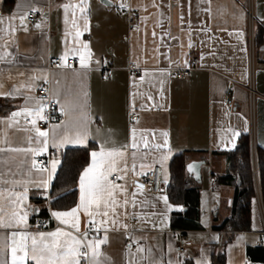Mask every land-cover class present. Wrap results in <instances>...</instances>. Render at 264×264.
<instances>
[{"label":"crops","instance_id":"1","mask_svg":"<svg viewBox=\"0 0 264 264\" xmlns=\"http://www.w3.org/2000/svg\"><path fill=\"white\" fill-rule=\"evenodd\" d=\"M107 1L110 5L101 0H0V148L5 149L0 151V210L10 213L15 201L10 193L27 188V199L18 207L28 211V223L20 231H71L51 213L79 204L83 169L69 191L75 192L74 204L53 207L58 196H52L51 185L62 155L66 150H88L85 168L92 162L91 152H99L103 145L106 150H123L125 155L116 158L117 171L109 177L111 181L122 177L114 184L120 186L116 192L119 206L114 213L109 209L104 218L109 223L93 235L108 238L101 246L102 264H215L221 257L224 264H251L245 260L246 246L255 244L263 231L255 185L251 230L233 232L218 227L233 214L235 189L216 180L226 173L225 154L237 147L243 135H248L252 161L250 77L256 93L255 157L256 147L264 151V0ZM248 4L253 14L251 62ZM122 5L135 18L133 28L126 16L116 12ZM30 13L37 14L32 23L26 19ZM55 58L64 64L73 59L76 64L48 71V63ZM192 58L197 65L187 77L169 75L170 69L190 67ZM105 61L109 69L104 72ZM131 66L137 67L138 75L130 72ZM46 84L63 119L49 130L39 129L47 132L48 145L37 153L42 147L37 141L45 137L39 136L32 120L39 119L36 110L45 108L37 92ZM228 89L231 105L226 103ZM13 112L20 115L12 118ZM29 118L31 122L26 123ZM83 133L87 134L83 145L53 146V139L59 143ZM46 152L50 153L48 164L38 165ZM181 154L186 166L204 163L199 182L187 177V185L198 191L199 230L179 231L172 224L173 215L184 210L182 202L168 192L170 164ZM165 155L168 159L161 166ZM53 159L59 164L45 191L40 181L48 178ZM131 166L139 176L159 166L160 192L132 188L127 182ZM43 209L45 217H38ZM79 217L82 233L88 218L82 211ZM40 218L46 220L43 228L36 225ZM101 218L96 217L98 226ZM16 230L0 228V240ZM183 241L189 245L180 254L176 246Z\"/></svg>","mask_w":264,"mask_h":264},{"label":"snow or ice","instance_id":"2","mask_svg":"<svg viewBox=\"0 0 264 264\" xmlns=\"http://www.w3.org/2000/svg\"><path fill=\"white\" fill-rule=\"evenodd\" d=\"M81 10L83 11L82 7ZM21 19L23 22V18ZM81 64H84L83 57L81 58ZM40 111H42V108L36 110V116L42 119ZM19 115V112H13L11 117L15 118ZM35 123L36 120L33 119L32 124L35 125ZM36 131L39 136L45 137V139L37 141V143L42 144V147L35 151L43 153L48 145V134L39 129H36ZM53 135L55 136V133ZM164 135L166 136L167 133ZM235 135H238V133ZM86 139V133L78 134L75 138L65 137L59 143L53 139V146L59 148L68 143L83 145ZM164 143L167 145L168 141L165 140ZM132 147H136L135 143H133ZM4 150L0 148V151ZM8 151L31 152L33 149L10 148ZM124 155L125 152L123 150L115 148L106 150L103 145L99 152H91V164L83 168L79 175V204L74 208H70V210L53 211L51 213L60 224L65 225L71 231H65L60 228L50 232L38 231L35 234L20 231L22 227L27 226L29 213L18 206H21L27 199L28 189L25 188L23 192H11L10 196H14L15 201L12 202L10 213L5 215L0 210V228L17 230L6 233L3 239L0 240V264H28V261H32L34 264H102L100 259L103 255L101 246L107 243L108 238L106 235L103 238L97 235L89 239V235L93 231L99 233L101 228L109 223L107 219H104L109 216V209L114 213L116 207L119 206L116 192L120 190V186L114 185L109 180V177L117 171L116 158L124 157ZM133 155L135 154L133 153ZM167 159L166 155L162 156L161 166H163V161ZM58 164L59 161L53 159L48 178L40 181V186L45 191L51 183V178L54 176ZM41 171H47V169H42ZM120 178L122 177L117 176V179ZM165 201H167L166 197ZM81 211L88 218L87 226L82 233L80 231L79 217ZM97 216L102 217L99 221V226L97 225ZM111 222L114 224L115 220L113 219ZM107 230V228H104L105 232Z\"/></svg>","mask_w":264,"mask_h":264},{"label":"trees","instance_id":"3","mask_svg":"<svg viewBox=\"0 0 264 264\" xmlns=\"http://www.w3.org/2000/svg\"><path fill=\"white\" fill-rule=\"evenodd\" d=\"M227 170L225 175L217 178V183L232 186L235 189V204L233 214L218 228L228 231H250L252 204L255 202L253 170L248 135H243L237 147L225 154ZM88 150H66L61 159L56 178L51 185L52 196H58L51 203L53 207L69 208L74 204L75 192L72 190L80 171L87 163ZM256 164L260 192L264 204V151L256 147ZM170 183L168 192L173 199L182 202L184 210L173 215L172 224L179 231L199 230L198 191L187 185L188 172L186 171L183 154L175 157L171 164ZM46 210H40L38 217H45ZM261 238V237H260ZM246 255L251 264H264V247L247 245ZM192 264V262H186ZM215 264H224V258L216 259Z\"/></svg>","mask_w":264,"mask_h":264},{"label":"built area","instance_id":"4","mask_svg":"<svg viewBox=\"0 0 264 264\" xmlns=\"http://www.w3.org/2000/svg\"><path fill=\"white\" fill-rule=\"evenodd\" d=\"M116 12L119 13L122 16H126L128 18V22L131 28L134 27L135 23V18L132 16V13L130 9L127 7H118L116 8ZM247 14H248V36H247V45H248V51H249V57H250V62L252 61V56H253V48H254V34H253V14H252V9L250 5L248 4L247 6ZM37 17L36 13H30L27 15L26 19L28 22L32 23ZM76 64L75 60L70 59L67 60L66 64L62 62L60 58H55L52 61L48 63L47 70L52 71L61 67H64V65L74 67ZM197 65V59L192 58L190 61V67L186 69H170L169 70V75L173 77L174 79H183L187 77L190 73L191 70L195 69ZM109 69L108 66V61L104 62V67L103 70L104 72ZM130 72L133 75H138V69L136 66H131L129 68ZM107 75L106 73L103 74V78H106ZM247 92H248V98H249V121H250V139H251V152H252V168H253V174H254V185L256 188V194H257V201H258V206L259 210L262 216L263 220V231L261 233V238L256 240V245L260 247H264V215H263V205L260 197V191H259V181H258V174H257V164H256V157H255V152H254V141H253V127H254V109H253V102L256 96L255 90H254V85L252 82V77H250V81L247 87ZM225 96H226V103L228 105L232 104V99H231V91L228 89L225 91ZM37 98L45 104V108L42 111L40 117H43L42 119L39 118L36 121V126L38 129L41 130H49V128L55 124L59 123L63 119V114L61 111L58 109L55 101L52 98L51 95V90L49 85H43L37 92ZM31 119H26V123H30ZM50 159V153L46 152L43 154L37 161L38 165H47ZM160 167L155 166L151 170H149L147 173H145L142 176H139L136 173V169L134 166H131L130 168V174L127 179V182L130 184V186L134 189L143 191V192H149L152 194H158L161 189V176H160ZM119 181L117 177L112 178V182L116 184ZM46 199L47 203H49V198H48V193L46 194ZM41 198H44V196H41ZM49 220L54 221L53 217L49 214ZM46 220L44 219H37L36 225L38 228H43L45 227ZM96 232L93 231L90 233L89 236L95 235ZM133 246L132 244H130ZM188 243L183 241L179 243L176 246V251L178 253H184L185 250L188 247ZM246 261H248V258H245Z\"/></svg>","mask_w":264,"mask_h":264},{"label":"water","instance_id":"5","mask_svg":"<svg viewBox=\"0 0 264 264\" xmlns=\"http://www.w3.org/2000/svg\"><path fill=\"white\" fill-rule=\"evenodd\" d=\"M101 2L105 5H110L107 0H101ZM203 164V162H192L186 166V171L188 172V174L191 175L193 179L198 182L200 181V168Z\"/></svg>","mask_w":264,"mask_h":264},{"label":"rangeland","instance_id":"6","mask_svg":"<svg viewBox=\"0 0 264 264\" xmlns=\"http://www.w3.org/2000/svg\"><path fill=\"white\" fill-rule=\"evenodd\" d=\"M252 162V161H251ZM259 191H260V187H259ZM260 197H261V201H262V195H261V192H260ZM262 205H263V201H262ZM259 207V206H258Z\"/></svg>","mask_w":264,"mask_h":264}]
</instances>
